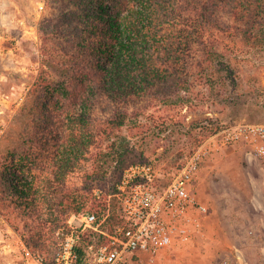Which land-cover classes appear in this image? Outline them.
<instances>
[{
  "label": "trees",
  "instance_id": "obj_1",
  "mask_svg": "<svg viewBox=\"0 0 264 264\" xmlns=\"http://www.w3.org/2000/svg\"><path fill=\"white\" fill-rule=\"evenodd\" d=\"M52 1L59 7L38 21L39 69L20 107L22 120L30 126L20 131L28 146L25 155L31 162H43L50 174L41 183L35 174L4 167L0 177L4 215L9 217L12 206L17 216L39 221L28 225L23 238L31 253L42 256L41 264H55L62 236L48 238L47 233L59 228L69 232L71 213L94 212L99 229L107 233L121 223L116 184L129 163L147 161L124 132L139 127L138 113L129 111L137 100L154 97L164 105H188L193 88L188 76L193 73L212 99L228 107L250 100L236 64L221 48L206 44L210 27H232L218 21V11L229 9L241 41L264 53V0ZM199 43L200 53L194 50ZM194 55L197 62H189ZM164 87L166 96H161ZM103 99L112 114L93 131V110ZM190 124L191 130L204 132L221 127L210 117ZM96 139L105 146L98 144L92 152ZM87 152L89 168L82 167ZM76 167H82V191L66 186V175ZM109 170L115 174L112 191L96 196L92 184L105 179ZM9 199L11 204H6ZM89 231L93 239L78 234L74 264H89L85 247L108 240L99 231Z\"/></svg>",
  "mask_w": 264,
  "mask_h": 264
},
{
  "label": "rangeland",
  "instance_id": "obj_2",
  "mask_svg": "<svg viewBox=\"0 0 264 264\" xmlns=\"http://www.w3.org/2000/svg\"><path fill=\"white\" fill-rule=\"evenodd\" d=\"M58 7L52 0H0V177L4 167H16L35 174L41 183L50 174V169L43 162H31L25 155L28 146L22 141L20 131H26L30 126L22 120L20 107L39 69L38 21L43 15L54 13ZM217 15L219 22L232 27H210L205 34L206 44L218 46L236 64L242 88L250 100L241 106L228 107L218 99H212L198 75L193 73L188 76L193 82L188 105H164L154 97H145L130 106L129 111L134 108L133 111L138 113L139 127L127 128L124 132L135 140L137 150L143 151L147 161L159 168L162 183L170 180L185 160L221 127L237 122L264 123V53L241 41L233 27L235 21L229 9L218 11ZM201 47L200 43L195 44L194 50L199 52ZM190 59L191 63L197 62V55ZM161 96H166V87ZM111 114L109 102L100 100L93 110V131H97L99 125L104 126ZM207 117L221 127L208 132L199 128L191 130V121ZM98 144L105 146L103 140L96 139L91 146L92 152ZM89 154L86 153L87 159H84L82 167H90ZM20 156L26 159L18 161ZM133 163L137 162L129 165ZM82 167H76L66 175L67 187L82 191ZM114 182L115 174L109 170L105 179L93 182L92 192L97 191L99 195L100 192H108V195ZM253 183L263 189L261 170L247 165L242 144L212 149L204 157L194 182L196 197L207 207L203 235L189 243L170 247L152 264H237L235 248L240 249L251 262L259 264V238L264 213L255 212L250 207ZM9 200L5 203L11 204ZM9 210V220L0 210V216L8 223L0 227V264H37L26 262L21 257L19 239L24 242L25 229L28 225L37 226L39 221L35 217L17 216L12 206ZM12 223L19 229H15ZM80 232L93 239L89 229ZM66 233L59 228L53 234L48 232L47 236L59 234L63 237ZM88 246L85 247L87 263L92 255Z\"/></svg>",
  "mask_w": 264,
  "mask_h": 264
},
{
  "label": "built area",
  "instance_id": "obj_3",
  "mask_svg": "<svg viewBox=\"0 0 264 264\" xmlns=\"http://www.w3.org/2000/svg\"><path fill=\"white\" fill-rule=\"evenodd\" d=\"M237 143L244 146L247 165L260 168L264 184V123L237 122L226 126L200 145L166 183H162L161 171L153 162L130 164L114 192L121 223L107 233L99 229L100 221L97 222L94 212L72 213L67 219L70 231L64 234L54 252L55 264H74L78 232L86 228L108 238L103 244L88 246L92 252L89 264H152L170 247L189 243L203 235L207 207L194 192L197 173L212 149ZM252 189L250 207L264 213V186L262 189L253 183ZM94 193L99 196L97 191ZM0 221L7 223L1 216ZM261 229L259 264H264V222ZM19 242L21 257L26 262L41 264L42 256L31 253L22 239ZM234 254L237 264H257L238 248Z\"/></svg>",
  "mask_w": 264,
  "mask_h": 264
},
{
  "label": "crops",
  "instance_id": "obj_4",
  "mask_svg": "<svg viewBox=\"0 0 264 264\" xmlns=\"http://www.w3.org/2000/svg\"><path fill=\"white\" fill-rule=\"evenodd\" d=\"M4 224L7 225V223H5V222H1V223H0V227H1V225H4ZM7 238H8V237H7ZM2 240H5V239L2 238ZM5 241L8 242V239L5 240ZM6 245H8V243H7ZM5 250H6V249H5Z\"/></svg>",
  "mask_w": 264,
  "mask_h": 264
}]
</instances>
